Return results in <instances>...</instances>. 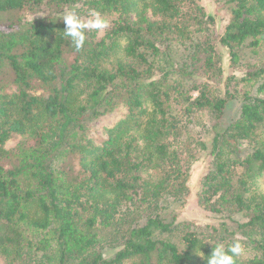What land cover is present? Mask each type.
Returning <instances> with one entry per match:
<instances>
[{"label": "trees", "instance_id": "1", "mask_svg": "<svg viewBox=\"0 0 264 264\" xmlns=\"http://www.w3.org/2000/svg\"><path fill=\"white\" fill-rule=\"evenodd\" d=\"M210 2L223 33L199 0H0V264H207L234 243L235 264H264V67L229 89L238 56L264 53V0ZM120 106L94 144L88 124ZM203 153L197 204L216 222L166 221Z\"/></svg>", "mask_w": 264, "mask_h": 264}, {"label": "rangeland", "instance_id": "2", "mask_svg": "<svg viewBox=\"0 0 264 264\" xmlns=\"http://www.w3.org/2000/svg\"><path fill=\"white\" fill-rule=\"evenodd\" d=\"M200 4L204 7L206 13L215 18L217 22V27L220 33H223L226 25L230 20V13L227 8H218L215 5L211 4L210 0H199ZM224 67L225 73L224 77H227L230 73L228 67V61L224 55ZM235 73L238 77L236 81L229 86L231 93L235 97L240 96L244 93L245 90L250 88V84L241 83L239 77L246 71L253 69H259L264 67V53L260 52L255 54L253 51L246 49L238 56V63L235 65ZM238 98L230 101L226 107L224 116L221 120V126L224 127L229 124L233 119L237 117L238 113ZM126 108L124 106L118 107L115 111L104 114L97 119L91 121L88 124V138L96 145H99L101 141L105 140L107 137V130L112 128L119 120H121L126 115ZM212 134H206L203 138L206 141V147L210 149V141ZM17 144V140H10L5 144L6 150L13 149ZM209 152V151H208ZM209 163V157L203 153L199 159L190 167L189 171V189L190 194L187 197L185 203L180 208L178 204L169 203L166 204L163 212V217L166 221H170L172 215L177 218L178 221L187 220L193 222L199 226H205L207 224H214L216 222L217 216L210 214L209 212L200 208L197 204V192L200 185V180L205 173V170ZM262 182V181H261ZM260 182V184H261ZM261 188H264V185H260ZM116 250L109 253V257L112 253H115Z\"/></svg>", "mask_w": 264, "mask_h": 264}, {"label": "clouds", "instance_id": "3", "mask_svg": "<svg viewBox=\"0 0 264 264\" xmlns=\"http://www.w3.org/2000/svg\"><path fill=\"white\" fill-rule=\"evenodd\" d=\"M90 16L95 17V20H89L86 27L88 29H102L106 27V23L100 20V14L91 10ZM66 30L64 31L67 36L76 44L77 47L83 45L84 36V26L79 22L78 17L75 13H69L65 17ZM243 251L242 245L239 243H234L227 250L223 244H217L214 249H212L211 255L208 256L207 264H235V257L240 255Z\"/></svg>", "mask_w": 264, "mask_h": 264}]
</instances>
